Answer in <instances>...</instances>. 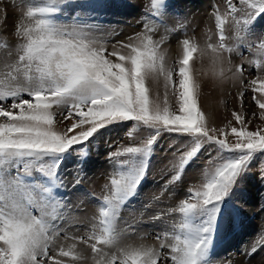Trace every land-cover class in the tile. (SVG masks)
Listing matches in <instances>:
<instances>
[{"label": "snow or ice", "instance_id": "obj_1", "mask_svg": "<svg viewBox=\"0 0 264 264\" xmlns=\"http://www.w3.org/2000/svg\"><path fill=\"white\" fill-rule=\"evenodd\" d=\"M75 2L0 0V264H264V233L239 259H216L213 245L240 177L255 171L264 180V166L248 167L264 153V36L251 33L264 0H209L205 19L171 23L167 0H145L140 31L123 40L113 39L122 29L83 12L56 19ZM190 26L207 27L203 43L187 35ZM170 33L180 34L175 57L165 47ZM245 50L260 58L247 60ZM206 86L235 89L239 107L223 126L202 106ZM128 122L108 153L116 167L102 186L99 215L74 214L83 209L69 190L88 178V153L78 146ZM164 134L187 140L161 170V188L136 210L133 198ZM202 149L215 154L169 207ZM65 154L84 158L70 177L61 167ZM123 209L130 219L122 221Z\"/></svg>", "mask_w": 264, "mask_h": 264}, {"label": "rangeland", "instance_id": "obj_2", "mask_svg": "<svg viewBox=\"0 0 264 264\" xmlns=\"http://www.w3.org/2000/svg\"><path fill=\"white\" fill-rule=\"evenodd\" d=\"M204 1L206 2L207 0ZM13 2L15 5H21L22 3H27L28 0H13ZM33 2L39 3L42 2V0H33ZM144 2L145 0H135V2H132V0H76L74 4L66 6L62 12L56 16V19L68 21L74 17L77 12H83V19L91 18L102 24L111 25L117 30L122 29V33L114 36L113 39L123 40L126 35L135 31H140L137 21L142 15H144V9L142 6V3ZM200 2L201 0H167L168 22L171 23L172 18L176 16H197V21L203 18L205 19V15L210 11L209 2H204L205 4L202 5V9L200 7L198 8L196 5ZM19 10L20 9L17 8V11ZM197 12L198 14L200 12V14L197 15ZM135 16L136 18H134ZM168 26L171 27V24ZM208 26L210 27L211 24ZM207 30V27H204L203 31L197 29L193 32L190 26L187 30V35L192 36L197 41L203 43L206 39L203 33L207 32ZM251 33L253 36H264V15L259 17L254 23ZM179 38L180 34L178 33L169 34V41H173V44L175 45L174 52H170V55L173 57L178 55L179 52ZM5 42L4 39L0 38V45H3ZM169 43L165 45L167 49H169ZM244 56L247 60L253 62L260 58L259 53L248 50L244 51ZM236 62H239V58L236 59ZM215 91L216 90H212L210 87H204L202 90L201 103L204 108V99L207 97H213V103L217 110L215 124L223 126L227 123V119L230 118L231 111L239 107V102L235 97V89H232L230 86L224 91L218 90L216 93ZM129 127H131V122L109 126L108 128L101 129L87 145L78 146V148H83L84 151L88 153L85 159L88 178L80 186L79 191L73 192L71 189L69 190L70 201H72L73 204H80V208L83 209V211H79L78 209L73 208L72 211L74 214L82 216L87 214L90 217L93 215H99V209L103 206L102 197L106 191L102 186L106 182V178L110 173L114 172L116 167V165L110 163L107 158L108 153L114 150L115 142L124 137V134ZM186 140L187 138L164 134L154 145V151L149 160V175L145 178L144 182H142L141 187L138 190V196L133 198L132 201V203L135 204L136 210L140 209L153 192H156L161 188V185L164 182L163 179H161V170L177 150H183V145ZM214 154L215 149L211 152L202 149L198 157L189 163L185 169V179L172 189L176 198L167 201L169 207L176 206L178 204V199L184 198L183 196L186 194L185 189L187 183L192 177L199 173L203 167V161L207 160L210 155ZM65 155L66 161L61 167L64 174L70 177L72 169L78 162V159L84 158L78 157L77 155H72L70 157L67 154ZM227 155L234 156L235 154ZM262 158H264V153L257 154L249 163L248 167L254 169L256 167L264 166ZM95 162H104L105 167H99L98 164L95 169ZM164 179H166V177H164ZM238 185L239 186L235 187L232 194L226 199L221 208V215L217 219L216 238L213 242L215 248L214 256L216 259H219L221 256H227L229 253H234L238 259L240 250L249 245L252 241L258 240L261 234L264 233V180L260 179L255 171H246L240 177ZM173 215L175 216V220L171 222L178 223L180 220L179 213ZM121 217L122 221L130 219L129 210L123 209ZM251 225L252 227H250ZM120 226L126 227L123 222H121ZM156 227H159V225ZM261 251H264V249H261Z\"/></svg>", "mask_w": 264, "mask_h": 264}, {"label": "bare ground", "instance_id": "obj_3", "mask_svg": "<svg viewBox=\"0 0 264 264\" xmlns=\"http://www.w3.org/2000/svg\"><path fill=\"white\" fill-rule=\"evenodd\" d=\"M205 1L204 0H201V2L200 3H198V4H196L197 5V7L199 8H201L202 9V5H204L205 3H207V2H209L208 0L204 3ZM134 6V5H133ZM195 6V5H194ZM138 7V6H137ZM133 8H135V7H133ZM192 9V8H191ZM197 10V9H196ZM129 11V10H128ZM200 11V10H199ZM206 11V10H205ZM202 12V11H201ZM128 13H130V12H128ZM131 14V13H130ZM137 14V13H136ZM199 14H200V12H199ZM198 14V12H197V15H199ZM127 15V14H126ZM139 15V14H138ZM137 16V15H136ZM136 16L134 17V18H136ZM206 16V15H205ZM197 17V16H196ZM129 19V18H128ZM196 19H198V18H196ZM200 19V18H199ZM204 19V18H203ZM201 20V19H200ZM199 21V20H198ZM126 27V26H125ZM128 27V26H127ZM130 33V32H129ZM125 34V33H124ZM123 34V35H124ZM170 42V41H169ZM174 50H175V45L173 44V41H171L170 43H169V49H168V51H169V53L170 52H174ZM217 92H218V90H216ZM216 91H215V93H216ZM213 97H207L206 99H204V108H205V112H207V113H210L211 114V117H212V120H213V122L214 123H216V118H217V110H216V106L214 105V103H213V99H212ZM217 105V104H216ZM92 163V162H91ZM99 164V167H105V164H104V162H95L94 163V168L96 169V167H97V165ZM98 180V179H97ZM96 181V180H95ZM99 181V180H98ZM150 188V187H149ZM253 193V192H252ZM254 194V193H253ZM257 201V200H256ZM257 203V202H256ZM257 205V204H256ZM255 207V206H254ZM90 208V207H89ZM263 213V212H262ZM260 215V214H259ZM260 222V221H259ZM258 222V223H259ZM256 226H257V224H256ZM261 226V225H260ZM250 227H252V225L250 226ZM255 228V227H254ZM249 230V229H248ZM256 232V231H255ZM257 234V233H256ZM252 236H253V234H252ZM239 259V258H238Z\"/></svg>", "mask_w": 264, "mask_h": 264}]
</instances>
